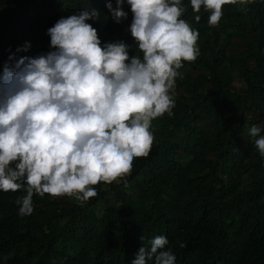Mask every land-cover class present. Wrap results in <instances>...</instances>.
Here are the masks:
<instances>
[{"label":"trees","instance_id":"16d2710c","mask_svg":"<svg viewBox=\"0 0 264 264\" xmlns=\"http://www.w3.org/2000/svg\"><path fill=\"white\" fill-rule=\"evenodd\" d=\"M182 3L199 55L178 69L172 115L152 121L148 155L133 159L126 184L100 182L85 203L33 193L32 213L20 216L14 201L25 190L0 191V264H130L156 235L167 237L176 264H264V158L249 134L254 124L264 134V0L224 5L215 26ZM105 5L0 0V71L25 41L16 58L49 51L46 29L79 9L98 10L88 22L102 43L123 40L140 55L129 6L115 23Z\"/></svg>","mask_w":264,"mask_h":264},{"label":"clouds","instance_id":"9594fccd","mask_svg":"<svg viewBox=\"0 0 264 264\" xmlns=\"http://www.w3.org/2000/svg\"><path fill=\"white\" fill-rule=\"evenodd\" d=\"M252 2L188 0L194 13H208L212 26L224 5ZM125 3L132 14L127 30L140 55H130L132 45L123 40L101 42L88 22L100 18L95 8L61 15L48 27L49 51L16 58L31 46L25 41L9 52L0 71V191L25 190L14 201L20 216L32 213L33 193L85 203L100 182L126 184L133 159L150 151L152 121L172 115L178 69L199 55V33L181 18L182 0H115V7L106 0L115 23L128 16ZM261 131L249 128L264 158ZM168 244L165 235L154 236L130 264H176Z\"/></svg>","mask_w":264,"mask_h":264}]
</instances>
